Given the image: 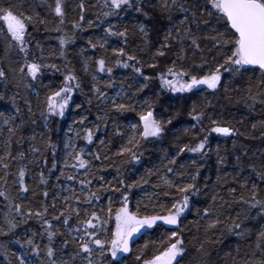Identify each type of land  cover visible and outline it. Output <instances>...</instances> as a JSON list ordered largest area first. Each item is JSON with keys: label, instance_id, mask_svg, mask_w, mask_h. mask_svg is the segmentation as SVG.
Wrapping results in <instances>:
<instances>
[{"label": "snow or ice", "instance_id": "snow-or-ice-1", "mask_svg": "<svg viewBox=\"0 0 264 264\" xmlns=\"http://www.w3.org/2000/svg\"><path fill=\"white\" fill-rule=\"evenodd\" d=\"M152 6L166 21L155 41L144 0H0V101L11 107L0 110V264H127L130 256L134 264H181L192 249L193 264H207L212 246L230 236L237 246L235 254L225 253L226 264H264V119L246 133L217 114L222 98L232 102L230 93L240 92L237 104L264 115V0H156ZM96 8L93 20L88 12ZM133 12L145 20L128 19ZM94 27L103 35L87 37L85 47L70 54L77 34ZM52 33L58 46L45 54ZM130 35L138 46L130 45ZM116 69L131 71L119 79ZM55 78H62L59 84ZM197 91L206 103L188 111L187 142L177 138L174 151L161 146L151 159L149 145L157 149L172 124L156 111L161 96L183 99ZM77 92L87 97L90 114L95 106V120L73 119L60 149L51 126L67 110L83 108L72 109ZM236 137L261 143L253 149ZM112 138L120 141L115 151ZM213 138L231 140V149L222 151L219 142L213 148ZM146 156L150 166L133 176ZM213 160L215 180H202ZM58 162L56 180L64 183L49 191ZM194 197L205 198L195 209L203 235L193 236L189 249L181 222ZM164 226L151 254L148 242L132 247L138 236Z\"/></svg>", "mask_w": 264, "mask_h": 264}, {"label": "trees", "instance_id": "trees-1", "mask_svg": "<svg viewBox=\"0 0 264 264\" xmlns=\"http://www.w3.org/2000/svg\"><path fill=\"white\" fill-rule=\"evenodd\" d=\"M91 2L95 3L96 0H91ZM100 3L102 4L103 0H100ZM155 3H156V0H144L145 11L150 16L153 17V19L150 20L148 22V24L146 25L148 28L152 29L151 39L153 41H155L157 39L156 29H160L162 31L163 25L166 23L165 20H162L159 12L153 8L152 5ZM99 11H101L100 8L90 9L88 12V16L90 18H92L93 20H95L94 13H98ZM111 19H112L113 23H119L120 22L117 18H111ZM128 19H130L132 21H136V20L144 21L145 16L133 12L128 17ZM69 29H70V24H69L68 29H66V31L68 32L69 35H71V32ZM30 31H31V29H30ZM101 35H103V32H102V28H99V27L90 28V29H87L86 32L78 33L75 42L72 45L68 46L69 53L71 54L74 51H77L79 48L85 47V41H86L87 37H89V36L98 37ZM51 36H52V39L45 42L47 45V47L45 48V54H47V52L49 51L50 48H54V47L58 46V43L55 39L56 34L52 33ZM110 43L112 44V46H117L119 42L117 41L116 38H112ZM129 43L132 47H136L140 44V41H139V38L133 37L130 35ZM100 52H101L100 49H96L95 50L96 55L94 58H98L100 55ZM88 54L89 55L92 54L91 49H89ZM110 54H111V48H109V55ZM74 63H76L77 66H79L78 60H74ZM161 66H163V64ZM130 71H131L130 69H116L115 75L117 78L123 79L124 76L127 73H129ZM145 73L155 75L153 70L148 69L147 67L145 68ZM60 79H62V78H55L54 83L59 84ZM47 82L48 81L46 80L45 83H47ZM157 84H158V82H157ZM239 86L240 85H238V84L232 85L233 88H237ZM0 90H2V86H0ZM153 90H156V85H153L152 88L146 92V94H151V91H153ZM12 91H15V89H12ZM85 92H87V88H85ZM230 94L233 97L232 102H228L227 100H224L222 98L219 101V103L217 104L218 116L220 118L225 119V120L231 121L233 124H236V126L239 127L242 131H245L246 133H250L252 131L251 130V123H253L259 119H264V115H262L260 113L259 109H257V111L255 113H249L245 109L243 102L237 104L236 101L239 99V97L241 95L240 92H231ZM223 95H224L223 90H221V97H223ZM183 96H184L183 99L179 98L180 94L173 96L172 94L168 93V94L161 96V98H160L161 103L157 104L156 111L158 114L163 115L164 119L172 118V124L167 125V128L170 129V131L166 134L164 140L157 145V149H151V146L149 145V149L151 150V159L156 158V156L159 154L158 149L161 146L164 149L174 151L173 144H174V142L177 141V138L183 140L184 142H187L188 137L184 136L183 129L186 127H190L191 123H193L190 120V117L188 115V111H189V109L193 103L204 104V103H206V100L204 98V95H202L198 91L195 94L186 93V94H183ZM188 97H190V98H188ZM209 99H212L213 103H217L215 101V99H213L211 97H209ZM70 103H71L72 109L75 108V105L77 103L82 104L83 108L81 110H77V111H72L71 109L67 110L64 118H62V119L57 118L58 123L52 124V126H51L52 127V132H51L52 141L55 143H58L60 149L63 148V140L65 139V133L67 132L68 125L72 123L73 119L78 120L80 118V114H85V115L89 116V122H92L95 120L96 108H95V106H92L91 110H90L91 114L89 113V105L87 104V97L86 96L81 95L79 92L74 93L73 101ZM165 109H166V111H165ZM0 110L11 111V107H10V105L5 104V102L0 101ZM129 116L131 117L132 114H129ZM245 116H247V119H244L243 123H239ZM0 124H2V122H0ZM37 131H39V129H37ZM24 134L26 136L31 135V132L26 131ZM255 134L257 136H259V132H256ZM100 135L102 136L103 134L101 133ZM3 139H4V137L0 136V154H2L3 148H4ZM236 139H237L238 143H244L253 149H255L261 143L260 140H251V139L246 140V139H244V137H236ZM218 142L221 145L222 151L224 150L225 147L228 149H231V147H232V141L231 140L225 141V138H213L212 147L215 148V146ZM78 143L81 146H84L83 141H79ZM112 143H113V151H115L116 147H118L120 141L112 138ZM24 147L26 148L27 145H25ZM13 148L15 149V145H13ZM62 155H63V153L61 152V156ZM185 158H187V157H185ZM148 160H149V157L146 156L144 158L143 164L140 166H137L139 168V172L137 173L134 171L132 175L135 176V175H138L140 173H143L145 168L150 166L148 163ZM50 166H51V153H49V167ZM61 166H62V164L60 162H58L57 170H55L54 173L49 175V186H48L49 191H55V189L52 188L51 185H58V184L64 183V181L62 179L60 181L56 180V177L60 175L59 168ZM202 172H203V175L201 176L202 180H203L204 176H207L211 180L214 181L216 178L214 160L210 161L206 170H202ZM114 174H115L114 171L111 172L109 174L108 178L110 179L111 176ZM125 175L126 176L128 175V172L126 170H125ZM76 187H78V185ZM42 189H43V186H42ZM134 191L138 192V190H134ZM28 195H29V199L32 202V207L38 208L39 207V201L32 199L31 193H29ZM261 195L264 196V186L261 187ZM138 198H139L138 195H134L132 197L131 207H132L133 211L136 210L135 201ZM204 199H205L204 197H199V198L194 197L193 200L195 201V203L193 205L192 212L187 213L186 218L183 219L181 222V227L184 230V237H185V240L187 242V246L189 247V249H192V237L203 235V229H201L199 232H197V230H196L195 221L198 219V217L195 215V209L197 207L203 206ZM51 202H52L51 197H49L48 203L50 204ZM25 203H28V201H25ZM3 213H4L3 201H2V199H0V224L3 223ZM233 215H234V213H233ZM33 226H35V225H33ZM167 227H169V226H164V227L158 228L154 231L149 230L146 234H144L142 237H140V239L132 247L134 249L140 248L146 242H148L149 243V249L147 251L149 252V254H151V252L153 251V246H152L151 242L156 241L157 245H158L161 238H163L166 235L165 229ZM21 231H22V229H21ZM0 240H3V238H0ZM236 246H237V238L236 237L230 236V237L224 238L223 243H218V244L212 246L211 258L207 261V264H226V261L224 259L225 253L232 252L233 254H235ZM12 247L15 248L16 246L13 245ZM194 256H195V252H194V249H192L189 252L188 256H186L185 259L181 262V264H193ZM0 261H3L2 256H0ZM127 264H134V257H131V256L128 257L127 258ZM229 264H230V262H229Z\"/></svg>", "mask_w": 264, "mask_h": 264}, {"label": "water", "instance_id": "water-1", "mask_svg": "<svg viewBox=\"0 0 264 264\" xmlns=\"http://www.w3.org/2000/svg\"><path fill=\"white\" fill-rule=\"evenodd\" d=\"M139 239H140V236H138V237L136 238V242H137ZM136 242H135V243H136ZM135 243H134V244H135ZM134 244H133V245H134ZM133 245H132V246H133Z\"/></svg>", "mask_w": 264, "mask_h": 264}]
</instances>
